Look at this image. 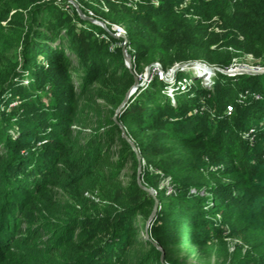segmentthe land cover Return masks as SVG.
I'll list each match as a JSON object with an SVG mask.
<instances>
[{
    "label": "trees",
    "instance_id": "obj_1",
    "mask_svg": "<svg viewBox=\"0 0 264 264\" xmlns=\"http://www.w3.org/2000/svg\"><path fill=\"white\" fill-rule=\"evenodd\" d=\"M108 5L93 10L126 40L46 0H0V264H264V75L174 102L154 77L115 115L135 82L126 41L141 73L229 71L234 51L264 69V0Z\"/></svg>",
    "mask_w": 264,
    "mask_h": 264
},
{
    "label": "rangeland",
    "instance_id": "obj_2",
    "mask_svg": "<svg viewBox=\"0 0 264 264\" xmlns=\"http://www.w3.org/2000/svg\"><path fill=\"white\" fill-rule=\"evenodd\" d=\"M46 2H47V4H52L56 7H60L63 10L68 11L72 16L75 14V12L78 13V15L84 21V23L77 22V25H80L79 27H84V28L89 29L90 24H92V25H95L97 27L102 28L103 30H105L107 33H109L112 36H115L117 33L121 32L123 27L121 25H116V24L111 23L108 19H105L104 17L102 18L96 11L93 10V8L94 7L99 8L101 11L103 10L104 12L107 13L109 10L108 3L115 4L117 6H125L126 8H130V6L137 4V0H94L93 2H88V4L91 6V7H89L85 4H82L79 0H46ZM87 22L89 23L88 25L86 24ZM4 26H6V23L4 24ZM215 29H216V32L220 33V30H218L217 27ZM124 30H125V28H124ZM112 48L115 49V48H117V46L112 45ZM215 48L216 47H214V49ZM127 52H128V50H127ZM233 53L236 54L237 57L235 56L233 59V62H234L233 64H235V65L232 68V72H225L222 70L221 72L218 73V75L216 74V76L213 77V79H208V80L194 78L192 73L190 71H188L187 69L181 70L179 72L178 76H177L176 72H175L176 75H174L175 73L173 74L172 72L168 73L167 75H165V78L163 79L158 72L156 74L155 73L152 74L153 68L155 66H159L160 69H161V67L163 68L162 64L159 63L158 61H156L152 64H149V65H146L144 67L143 72L141 73L138 71V69L137 70L133 69L134 60H132L131 72L133 73L135 79H137L139 85H138V87L134 88V86H133L129 89L131 91L133 89L134 91L130 95L128 103L132 102L133 99H135V97L138 95V93H140L143 90H146L149 87V85L151 83L150 81L152 79V76L158 78V80H160V81L162 80V82L164 83V86H165L163 93L165 96L168 97V94H170L171 90L172 89L174 90V88L175 89L177 88L179 91H181V93H187V94L194 91L198 87V85L203 87V88H198L200 90H202V89L203 90H205V89L211 90L210 89L211 86H209V85H211L213 82H217L221 78H224L223 82L230 81V78L232 80H235L234 79L235 78L234 72L250 71L247 69V67H252L255 64V62H257V61H254L253 57H250L249 54H245L243 52H238V51L237 52L234 51ZM128 55L131 56V54L129 52H128ZM131 59H132V57H131ZM44 62L45 61L43 59L40 60V63L44 64ZM180 64H182V63L175 64L170 71H173V69ZM226 78H227V81L225 80ZM196 80L199 82H196ZM24 83L26 84L27 82L25 81ZM192 94H194V93H192ZM192 94H191V96H195ZM242 94H243V92H239L238 97H240ZM173 98L175 99V96ZM173 98L172 99L170 98L172 102H173ZM8 99H11V97L9 96ZM20 102H21L20 100H13L11 102L9 108H8V111H11L13 108H16L18 106V104H20ZM230 106H231V104L227 106V111H228V108ZM124 108L125 107H123L121 110H123ZM205 110H208L209 112H211V110H209V109H204V111ZM11 132H13V131L11 130ZM251 134L252 133L249 132L248 134H246V136H244V138L250 139V141L253 142L251 144L253 146V145H255V138L254 137L252 138V136L249 138V136ZM212 169H214V168H212ZM132 172L133 171L130 168L125 171L124 174H125V181L126 182H128L130 180V175L132 174ZM141 180H142V178H141ZM145 187L149 188L147 186H145ZM150 189L152 190L153 193H155V190L152 187ZM86 196L90 200L91 199L95 200L93 198V196H89V195H86ZM155 196H156V194H155ZM152 222L153 221L148 223V221H147L144 223V226L148 227ZM234 244L235 243L232 244L233 247L235 246ZM233 247H232V252L234 251Z\"/></svg>",
    "mask_w": 264,
    "mask_h": 264
},
{
    "label": "water",
    "instance_id": "obj_3",
    "mask_svg": "<svg viewBox=\"0 0 264 264\" xmlns=\"http://www.w3.org/2000/svg\"><path fill=\"white\" fill-rule=\"evenodd\" d=\"M115 38H123L126 40V37L120 35V34H116L114 36ZM122 52H123V56H124V59H125V66L128 68V70L131 71V67H132V59H131V56L128 55V52H127V41L123 44V48H122ZM186 66L188 67H199L200 64L198 63H191V64H185ZM180 68V67H179ZM179 68H177L179 70ZM177 69H174V71L176 72ZM234 74L238 75H249V76H258V75H264V69H255V70H250V71H237V72H234ZM138 81L137 79H135V82H134V88L135 87H138ZM132 86V87H133ZM134 90L132 89L129 90L125 96V99L123 101V103L121 104V106L118 108L117 112H116V116L117 114L120 112V110L126 106V104L128 103V100H129V97L130 95L132 94ZM116 116L114 117V119H116ZM122 136L123 138L129 143V145L133 148V150H135V147H134V144L132 143V141L127 137V134L125 133L124 130H122ZM138 159H139V162H140V157L138 156ZM141 173H142V164L141 162L139 163V166H138V170H137V183L138 185L143 189V190H146L147 192H149L151 195H153L155 197V193L152 192V190L150 188H146L145 186H143L142 184V180H141ZM157 201H156V205H155V208L153 210V213L152 215L149 217L148 219V223L151 222L156 214V208H157ZM158 250H160L162 253H163V249L158 247L156 244H154Z\"/></svg>",
    "mask_w": 264,
    "mask_h": 264
},
{
    "label": "built area",
    "instance_id": "obj_4",
    "mask_svg": "<svg viewBox=\"0 0 264 264\" xmlns=\"http://www.w3.org/2000/svg\"><path fill=\"white\" fill-rule=\"evenodd\" d=\"M122 31L119 32V33H117V34H120V35L126 37V32H125L124 28L122 29ZM191 63H198V62H190V63H186V64H191ZM198 64H200L199 67H195V66L194 67H188L185 64H180V65L176 66L174 69H177V68L180 67L179 70L177 69V71H176L177 75L179 74V72L181 70L187 69L188 71H190L192 73V75H193L194 78H196V79H203V80L213 79V77H215L216 74L218 75V73L222 71V69H220V68L209 67V66H207L206 64H203V63H198ZM174 69H173V71L165 72L162 67L160 69L159 66H155L153 68L152 74L153 73L156 74L158 72L160 74V76L164 79L165 78V75H167L168 73H171L172 72L174 74L175 73ZM247 69L248 70H255V69H263V68L247 67ZM223 71H225V72H232V69L229 70V71H226V70H223ZM176 73L174 75H176ZM234 75L235 76H238L239 74L238 75L234 74ZM153 78H154V76H152L151 81L153 80ZM214 83L215 82H213L209 86H213ZM176 93H181V91H179L177 88L176 89L174 88V90L172 89L171 92H170V94H168V97L172 99L176 95ZM240 98L241 99H245L246 97L242 94L240 96ZM261 99H262L261 96H256V100H261ZM173 102H174V98H173ZM233 111H234V107L231 105L228 108V111L227 112H228V114H231V113H233ZM251 133H253V131H251Z\"/></svg>",
    "mask_w": 264,
    "mask_h": 264
}]
</instances>
